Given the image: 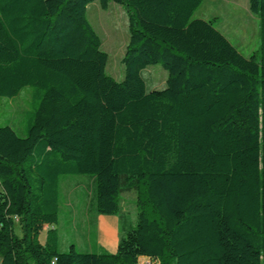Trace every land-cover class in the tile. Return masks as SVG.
Segmentation results:
<instances>
[{
  "label": "trees",
  "instance_id": "obj_1",
  "mask_svg": "<svg viewBox=\"0 0 264 264\" xmlns=\"http://www.w3.org/2000/svg\"><path fill=\"white\" fill-rule=\"evenodd\" d=\"M94 1L0 0V97L35 90L27 135L0 126L1 264H264V0H249V57L194 17L204 0H99L129 17L122 80L107 73ZM157 64L166 87L148 92L141 72ZM81 175L88 211L119 216L121 232L122 195H136L115 253L61 251L55 227L39 239Z\"/></svg>",
  "mask_w": 264,
  "mask_h": 264
},
{
  "label": "rangeland",
  "instance_id": "obj_2",
  "mask_svg": "<svg viewBox=\"0 0 264 264\" xmlns=\"http://www.w3.org/2000/svg\"><path fill=\"white\" fill-rule=\"evenodd\" d=\"M87 16L101 38L102 50L108 54L107 73L117 80H122L124 77L122 58L130 37L129 17L125 8L118 3L110 2L109 7L103 9L99 0H96L88 5ZM194 17L215 19L216 26L245 56L249 57L259 53V20L251 12L249 0H204L196 10ZM141 75L148 92L166 87L168 72L161 64L147 67L141 72ZM34 92L32 86H26L17 96L0 97V126H10L20 136L25 137L32 112L35 109ZM74 181L75 179H67L64 183L67 191L74 187L69 196V198H73V205H70L65 198L61 202L60 217L56 223L59 229L63 220L59 250L66 251L69 246L64 247V245L68 242H75L80 251H99L97 246H91L90 242L84 241L83 237L90 230L91 235H95V217L92 212L88 211L92 200L90 177L81 175L77 179L76 185H73ZM135 200V193H124L122 204L126 214H124L122 225L123 234H126L129 225L135 227L137 223ZM88 215L90 221H88ZM15 229L21 234L17 220ZM88 235L86 234V236ZM45 238L46 231H42L39 239L41 242H45ZM94 241L93 239L92 243ZM140 264L147 263L141 261Z\"/></svg>",
  "mask_w": 264,
  "mask_h": 264
},
{
  "label": "crops",
  "instance_id": "obj_3",
  "mask_svg": "<svg viewBox=\"0 0 264 264\" xmlns=\"http://www.w3.org/2000/svg\"><path fill=\"white\" fill-rule=\"evenodd\" d=\"M80 177H68L64 180V182L62 183V192H63V199L65 198V200H68L70 205H73V198H69L71 192L74 190L73 188H71V190L67 191L65 189L64 183L65 181H67V179H75V181L73 182V185L77 184V179ZM127 193H133V192H127ZM124 194L122 195L123 198ZM122 211L125 212V209L123 208V204H122ZM126 213V212H125ZM88 221H90V216L88 215ZM95 238H94V242L92 243L93 240V236L91 235V230L88 231L89 234L88 236H86V234L83 235L84 237V241H89L91 246L95 245L97 246L99 249H104L107 250L109 252L115 253L118 250V246H119V240H120V236L122 234L120 226V218L119 216H114V215H98L95 217ZM90 226V224H89ZM57 228L58 229V225H54V226H48L46 225L44 228V231L47 232V229L49 228ZM62 228H63V220H62V224L60 226V228L58 229L60 237L62 239ZM110 236V237H109ZM46 241V238H45ZM44 243V242H42ZM61 244V241H60ZM71 244H75L77 246V244L74 243H67L66 245H64V247L66 246H71ZM141 261H145L147 264H151L154 263L152 262L149 258L147 257H140L139 259V263H141Z\"/></svg>",
  "mask_w": 264,
  "mask_h": 264
},
{
  "label": "built area",
  "instance_id": "obj_4",
  "mask_svg": "<svg viewBox=\"0 0 264 264\" xmlns=\"http://www.w3.org/2000/svg\"><path fill=\"white\" fill-rule=\"evenodd\" d=\"M16 220L18 221V218L16 217ZM152 264V263H151Z\"/></svg>",
  "mask_w": 264,
  "mask_h": 264
}]
</instances>
